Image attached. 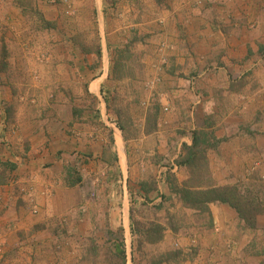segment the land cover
<instances>
[{
  "label": "crops",
  "instance_id": "crops-1",
  "mask_svg": "<svg viewBox=\"0 0 264 264\" xmlns=\"http://www.w3.org/2000/svg\"><path fill=\"white\" fill-rule=\"evenodd\" d=\"M41 3L37 0L39 9ZM106 3V0H94L100 20L108 13ZM146 3L148 10L143 19L147 27H141L144 40L138 45L141 67L138 65L134 75L115 81L117 88H110L107 83L108 66L93 67L91 61L73 60L69 55L75 51L73 39L69 37L75 22H68L67 29L60 31L58 21L62 15L60 18L59 13L63 9L58 8V13L49 18L51 22L57 20L51 33L61 37L58 41L54 38L56 51L52 67L56 79L49 91L56 92L57 99L63 102L62 108L46 121L45 129L39 119L21 112L25 116L19 119L22 139L19 153L10 151L9 132L13 130L0 113V136L5 131L7 136V139L0 137V161L15 166L11 172L19 182L17 189L11 181L0 183V228L4 236L9 231L5 225H24L25 218L13 222L23 216L24 208L34 213L33 223L42 219L51 221L53 215L64 210L58 217L70 215V209L83 203L90 217H95L102 210V200L97 199L98 206L87 204L91 202L87 199L91 188L85 186L86 190L82 191L80 184L104 183L108 174L115 171L122 174V152L126 164L127 156L137 153L134 156L147 168L154 169L157 177L161 164L172 160L178 151V157H184L182 149L192 145L194 135L198 136L200 147L204 144L207 148L205 162L211 173L210 186H232L237 181L243 184L240 189L247 194L254 191L264 194V0H146ZM74 4L79 3L73 0V7ZM122 4L121 11L138 15L132 5L129 8ZM3 29L0 26L1 49L6 48L9 36L3 35ZM60 47L65 52L57 53ZM17 51L21 55L22 49ZM25 55L23 52L22 57ZM26 59L11 66L10 72L17 71V74L10 79L5 71L1 74L5 82L17 84L20 99L35 101L40 87L38 80L34 75L20 72L21 68L31 65ZM149 81L154 84L146 85ZM125 85L131 88L124 91L130 112L121 110L127 105L119 104L116 98ZM4 89L0 91L2 108L7 105L4 101L11 97ZM84 98L93 99L91 108L81 103ZM6 107L3 113L9 114ZM125 114L131 118L124 121L138 128L128 137L123 131L127 132L130 127L121 119ZM105 127L110 130V140L101 133ZM152 162L158 166L153 168ZM66 174H73L70 179L75 182L78 178L80 182L65 185ZM164 176L157 177L156 188L149 193L139 188V203H161L166 196H173ZM191 176L190 170L182 165L167 182H182ZM95 193L99 195L98 191ZM20 197L24 203L31 197L28 202L32 206L16 205ZM261 202L257 201L260 206ZM123 203L124 199L122 207ZM209 210L212 227L196 235L201 263L264 264V213L257 214L254 226L248 228L228 205L210 204ZM71 218L70 227L75 224V217ZM7 236L13 239L10 243H20V237ZM42 236L41 232L31 236L35 246L27 260L40 252ZM46 261L51 264L50 257Z\"/></svg>",
  "mask_w": 264,
  "mask_h": 264
},
{
  "label": "rangeland",
  "instance_id": "rangeland-1",
  "mask_svg": "<svg viewBox=\"0 0 264 264\" xmlns=\"http://www.w3.org/2000/svg\"><path fill=\"white\" fill-rule=\"evenodd\" d=\"M41 1L42 7L39 9L37 0H0V26L4 28L3 35H9L6 38L8 40L5 41V50L1 49L0 45V91L5 88L4 90H7L8 95L11 96L9 100L4 101L7 103V110L10 113L6 114L5 112L6 115L3 113V108L6 109L7 105L3 108L0 106V113L5 117V124L9 123L10 129L13 130V132L8 131L10 133L9 143L11 144L9 147L12 153H19L21 149H19V144H21L19 141L22 140L19 136V119L23 115L21 112L39 119L45 129L48 120L62 108L63 102L57 99L56 92L49 91L55 86L54 81L56 79V73L54 74L52 67L54 64L52 60L55 58L56 51V48L53 47L54 38L57 41L61 38L55 37L51 33L57 20L51 22L49 18L58 13V8L63 9L59 13L60 18L62 15V20L58 21L59 26H61L60 31L67 29L68 22H75L74 32L69 36L71 41L73 39L75 51L69 52V55L73 57V60L78 58L85 62L91 61L93 67L108 66L107 83L111 85L110 88H117L115 81L134 75L138 72V65L141 67V50L138 45L139 43L142 45L144 40V31L141 27H147L145 25L146 20L143 19L148 10L146 0H106L108 13L106 18L101 20L97 16L94 0H76L79 4H74L75 7L72 5L73 0ZM121 2H123L122 7L127 5L130 8L132 5L142 18L138 15H132L130 11H121L123 10ZM82 7L87 13L81 9ZM48 8H52L51 11ZM4 13H8V15ZM78 16H84V18L79 19ZM103 28L105 29L103 30ZM32 31H35L34 34L31 33ZM29 47L31 49L36 47L38 50L32 51ZM17 48L22 49L21 55H19ZM61 51L65 52L64 48L57 49V53ZM23 52H26V60L30 61L31 65L24 69L21 68L20 72L25 73L26 76L34 75L40 85L35 101L20 99L17 96L19 92L17 84H10L9 80L5 82L1 74L5 71L9 79L13 74H17V71L10 72L11 66L25 60V57H22ZM28 52L29 54H27ZM20 56L21 58H19ZM130 89L129 86L125 85L118 94L115 93L119 104L127 105L121 107V110L127 112L131 111V106L126 100L124 91H130ZM81 103L88 105L89 108L94 104L91 98H84ZM124 118H131V115L121 116L122 122L130 127L128 133L123 131L125 137H128L135 133L134 130H138V128L129 126ZM8 120L10 122H7ZM104 129L105 131L101 133L110 140L109 128L105 127ZM5 133L6 131L0 137L5 138ZM44 134L47 135L45 131ZM129 150L126 152L129 153ZM136 154L127 156L128 162L126 164L123 152L121 153L122 174L116 171L112 175L108 174L109 177L104 183L103 181H95L94 183L84 181L80 184L82 191L86 190L85 186L91 188L87 198L91 202H87V204L98 206L97 199L100 197L102 200L100 202L102 210L97 212L95 217L93 215L90 217V212L83 203L75 205L73 210L70 209V215L58 217L65 212L64 210L59 212V215H53L51 221L42 219L38 223H33L34 220L31 215L34 213H30L28 208H24L23 216L13 220V222H18L25 218L22 227L7 224L5 226L9 228V231L5 230L4 236L0 226V264H47L46 257H50L49 262L51 264H210L201 263L199 260L200 250L196 245V235L208 230L202 224L203 216L182 208L179 199L174 196H166V200L156 204H151L150 201L138 202V190L142 187L140 184L145 183L148 186L151 183L155 184L157 177L154 175V169H149L144 163L139 162L134 156ZM126 155L128 154L126 153ZM156 166L158 164L155 163L153 168ZM196 170L191 177L182 182H178L176 179L177 182L174 180L167 182V178L175 175L178 171L176 173L165 172V176L162 175V177L164 176V182L170 186L175 183L211 185V173L204 160H199ZM72 175L66 174V178L61 176V180L64 178L65 185L68 186L73 181L70 179ZM5 181L13 182L17 189L19 182L14 180L12 172L8 174V169L0 161V183ZM232 186H238L240 189L243 184L235 181ZM240 190L245 196L247 195L255 201L262 200L261 208L264 207V194H258L257 191H254L253 194H247L248 192ZM96 191L99 195H96ZM123 199L122 207L121 201ZM28 200L24 203L20 197L15 202L16 205L27 203L30 207L32 204ZM0 217L2 216L0 215ZM69 218L75 220V224L71 227L68 223L70 222ZM150 224H159L165 228L163 238L158 243L148 244L146 242L145 232ZM40 232L43 235L39 243L40 252L27 260L26 258L32 256L30 254L31 248L35 246V243L30 241L31 236ZM7 234L13 235L15 239L20 237V243L17 245L10 243L13 239ZM13 245L15 246L11 247ZM119 249L125 251L124 259L119 256Z\"/></svg>",
  "mask_w": 264,
  "mask_h": 264
},
{
  "label": "trees",
  "instance_id": "trees-1",
  "mask_svg": "<svg viewBox=\"0 0 264 264\" xmlns=\"http://www.w3.org/2000/svg\"><path fill=\"white\" fill-rule=\"evenodd\" d=\"M203 139V138H202ZM203 143V142H202ZM206 147L202 144L199 145L198 136L193 137L192 145L184 148V157H178L176 164L178 168L184 165L190 170V175L196 172L197 164L199 160L205 161ZM3 166L8 169L9 172L15 169V166L11 163H2ZM202 164V163H201ZM199 171V170H198ZM194 174V173H193ZM78 178L76 181L69 183L70 186L79 183ZM141 192L149 193L155 190V185L150 184L145 189V184L141 185ZM170 191L174 197L179 199L181 207L194 211L202 217V224L206 229L212 227L211 213L209 210L210 204H225L234 209L238 215V218L242 220L246 227L251 228L254 226V218L259 213H264V209H260V205L253 198L251 199L247 195L245 196L238 186H222L212 187L210 185H192L190 184H172ZM164 198V197H163ZM165 199V198H164ZM260 206V207H259ZM205 217V218H204ZM165 228L159 224H150V227L145 232L146 242L148 244H155L162 240ZM119 256L124 259L125 251L118 250Z\"/></svg>",
  "mask_w": 264,
  "mask_h": 264
},
{
  "label": "built area",
  "instance_id": "built-area-1",
  "mask_svg": "<svg viewBox=\"0 0 264 264\" xmlns=\"http://www.w3.org/2000/svg\"><path fill=\"white\" fill-rule=\"evenodd\" d=\"M234 78H235V76H234ZM153 84L154 83L150 82V81L146 83V85H148V86H152ZM165 110H167V109H165ZM178 156H179V151H178V153H176L174 155V158H172V160L170 159V161L168 160V161H165V163L161 164L160 170H158V172H157V175H158L157 177H162V175L165 172H169V173L177 172L179 168H178V166H177L175 161H176Z\"/></svg>",
  "mask_w": 264,
  "mask_h": 264
}]
</instances>
